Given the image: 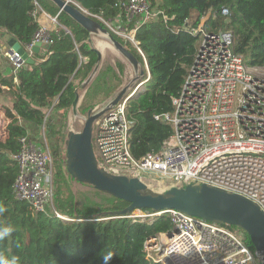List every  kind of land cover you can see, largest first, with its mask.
<instances>
[{
	"label": "trees",
	"instance_id": "16d2710c",
	"mask_svg": "<svg viewBox=\"0 0 264 264\" xmlns=\"http://www.w3.org/2000/svg\"><path fill=\"white\" fill-rule=\"evenodd\" d=\"M34 1L0 0V31L22 46L31 43L38 29L33 18ZM36 1L54 16L60 12L50 0ZM73 1L91 14L102 15L105 19L118 17L124 21L115 7L117 0ZM149 2L155 11H164L169 20L165 21L159 15L137 31L150 79L128 103V115L135 122L130 144L136 159L160 151L172 134L171 126L157 121L155 116L173 112V98L179 94L194 64L198 38L188 24L198 27L207 18L204 23L209 31L233 30L235 50L245 56L250 66L264 67V0ZM222 9H227L229 15L224 16ZM59 21L71 34L55 41L44 54L35 55L33 65L21 68L16 75L12 72L4 74L0 65V96L8 89L12 97L11 108L4 106L9 120L7 134L0 139V208L3 209L0 211V232L10 230L8 235L0 237V261L11 262L16 257L18 264H103L104 255L112 252L110 264H149L145 243L151 237L172 231L169 215L156 217L153 221L115 217L113 212L123 210L129 204L109 195L105 205L87 206L82 211L76 207L69 182L75 180L66 172L65 133L77 89L95 67L97 53L87 43L89 33L84 28L63 12ZM113 36L123 43L118 36ZM77 47L88 62L81 61ZM127 47L144 66L138 51L131 45ZM118 67L122 74V65L118 64ZM120 84L116 70L106 67L89 86L79 111L86 115L108 100ZM43 126L52 142L56 166L55 208L62 216L80 220L78 222L60 220L52 210L35 212L30 204L15 196L13 187L19 168L14 157L21 151L20 138L36 139L33 129ZM37 143L41 145L43 140L39 139ZM246 238L253 247L247 234Z\"/></svg>",
	"mask_w": 264,
	"mask_h": 264
},
{
	"label": "built area",
	"instance_id": "2783aa9c",
	"mask_svg": "<svg viewBox=\"0 0 264 264\" xmlns=\"http://www.w3.org/2000/svg\"><path fill=\"white\" fill-rule=\"evenodd\" d=\"M34 4L33 17L38 29L31 43L24 46L30 57L37 43L51 46L70 34L59 21L61 12L54 16L36 0ZM115 7L124 21L88 14L112 34L132 43L147 64L137 31L159 15L165 21L169 17L164 11H155L149 0H117ZM221 13L229 15L227 9ZM206 20L198 27L188 24L198 38L194 64L179 94L173 98V112L155 116L172 128L163 148L141 159L132 154L130 135L135 122L128 115V103L140 91L143 85L140 83L95 121L93 146L98 164L112 175L143 182L155 177L171 183V187L207 184L244 196L264 211V67L250 66L245 56L235 50L233 30L209 31ZM129 25L132 27L128 28ZM7 58L14 75L26 64L16 51L7 54ZM145 67L148 81V66ZM0 127H7L4 121H0ZM6 134L5 129L2 138ZM38 140L29 136L20 138L21 151L14 157L19 168L13 187L16 198L30 204L35 212L52 210L60 220L80 221L57 212L52 152L46 140L41 145ZM163 215H169L173 235L163 233L147 240L145 252L149 264H261L241 229L198 221L175 210H137L123 218L153 221Z\"/></svg>",
	"mask_w": 264,
	"mask_h": 264
},
{
	"label": "water",
	"instance_id": "95a60500",
	"mask_svg": "<svg viewBox=\"0 0 264 264\" xmlns=\"http://www.w3.org/2000/svg\"><path fill=\"white\" fill-rule=\"evenodd\" d=\"M59 10L67 14L77 24L89 33L108 40L112 46L132 67L133 76L127 85L113 94L109 100L97 109L89 110L86 116L79 114L78 108L81 96L76 92L72 105L74 117L83 120L82 131L71 129L65 141L66 172L76 182L92 186L98 192L123 200L129 205L123 210L113 212L115 217H127L137 210H152L162 212L175 210L194 217L198 221H207L218 225L237 227L244 231L256 252L261 264H264V211L253 201L244 196L229 193L221 188L207 184H189L183 187H171L164 192H155L138 178L115 176L99 167L93 146V126L105 112L114 108L138 84L147 82L142 62L129 48L117 40L100 22L94 20L82 7L72 0H50ZM4 33L0 32V48L3 52L12 54L14 51L26 60L24 68L33 65L35 60L26 53L23 46L14 38L8 45L3 42ZM49 48L50 46H46ZM42 45L37 43L32 51L38 55ZM97 53L95 67L89 77L82 83L85 89L100 70L102 54ZM105 215V214H104ZM173 235L172 232L169 234Z\"/></svg>",
	"mask_w": 264,
	"mask_h": 264
},
{
	"label": "crops",
	"instance_id": "0c3cea01",
	"mask_svg": "<svg viewBox=\"0 0 264 264\" xmlns=\"http://www.w3.org/2000/svg\"><path fill=\"white\" fill-rule=\"evenodd\" d=\"M73 1V0H72ZM75 2V1H74ZM77 5H79L80 7H82L80 4H78L77 2H75ZM83 8V7H82ZM84 9V8H83ZM87 13H89L86 9H84ZM59 14V13H58ZM91 14V13H90ZM56 16V15H55ZM102 16V15H101ZM103 17V16H102ZM34 18V17H33ZM94 19V18H93ZM35 20V19H34ZM95 20V19H94ZM97 21V20H96ZM36 22V21H35ZM104 26V25H103ZM105 27V26H104ZM66 28V27H65ZM106 28V27H105ZM67 29V28H66ZM68 30V29H67ZM0 32H3L5 35L3 37V42L6 45H8L9 41L12 39V37L10 35H8L6 32L4 31H0ZM70 32V31H69ZM71 34V32H70ZM114 35V34H112ZM90 39H91V43L90 42H87L89 45H90V48L93 50V49H97V51H99L101 54H102V60H101V63H100V70L98 72V74L105 70L106 67L108 66H111L113 67L116 72L119 74V78L121 79V84L119 87H117V90L114 92V94L116 92H118L124 85H127L129 82H130V79L132 78L133 76V69L131 67V65L116 51V50H113V48L108 44V42H106L105 40H102L101 38L97 37V36H94V35H91L90 36ZM121 39V38H120ZM123 40V39H121ZM140 43V42H139ZM123 44H125L126 46L127 45H131L133 46V48L135 50H137L134 45L130 42H126L123 40ZM141 46V45H140ZM24 48V46H23ZM47 50V47H42L40 53H45V51ZM142 50V49H141ZM39 53V54H40ZM7 54L6 52H3V50L0 48V65L2 66V71L4 74H10L12 72V74H14L13 72V67L9 61V59L7 58ZM122 57V58H121ZM33 59H35V54L33 53V56H32ZM146 58V57H145ZM86 59V60H85ZM143 59V58H142ZM26 61V60H25ZM82 61V59H81ZM144 61V59H143ZM82 62H88V59L87 58H84V61ZM118 63L120 65H122V68H123V72L122 74L119 67H118ZM146 63H147V60H146ZM143 64V63H142ZM144 64H145V61H144ZM148 66V63L144 65V69H145V74H147V71H146V68L145 66ZM94 69V68H93ZM148 74H149V79H150V71H149V67H148ZM93 71V70H92ZM97 74V75H98ZM148 79V80H149ZM146 80V79H145ZM92 83V82H91ZM91 83L85 88V90H81V85L80 87L77 89L79 91V94L81 96V99H80V103H79V107L80 105L82 104V100L84 98V96L86 95L87 91H88V88L89 86L91 85ZM145 86V85H144ZM144 86H140L139 90L142 91L144 89ZM135 89V88H134ZM133 89V90H134ZM132 90V91H133ZM130 93V92H129ZM139 91L136 93L138 94ZM11 94L10 92L6 91V93L2 96H0V112H2V107L6 106V105H9L10 102H11ZM109 100V99H108ZM107 101V100H106ZM58 101L56 100V103ZM105 102V101H104ZM103 102V103H104ZM101 105V104H100ZM98 105V106H100ZM97 106V107H98ZM78 112H79V108H78ZM40 139V138H39Z\"/></svg>",
	"mask_w": 264,
	"mask_h": 264
},
{
	"label": "rangeland",
	"instance_id": "374dc122",
	"mask_svg": "<svg viewBox=\"0 0 264 264\" xmlns=\"http://www.w3.org/2000/svg\"><path fill=\"white\" fill-rule=\"evenodd\" d=\"M101 39L108 42V44L112 48H114L108 40H106L104 38H101ZM113 50H115V49H113ZM97 76L98 75H96V77L92 80V82H94V80L97 78ZM83 90H85V89H83ZM10 99L12 100V97ZM55 104H56V102H55ZM11 106H12V104L10 102L8 107L11 108ZM98 107H96L95 109H97ZM95 109H93V110H95ZM2 110L3 111L0 112V121H4L5 125L8 126L9 120H7V117H6L5 107ZM79 114L83 115L80 111H79ZM86 115H83V116H86ZM47 123H48V120L45 122L44 125H47ZM83 126H84L83 120L81 118L76 119L74 117V115L72 114V109H71V111L68 115V126H67V130L65 133L66 134L65 141H66L67 135L71 129H73L75 131H82ZM5 129H6L5 127H2L0 129V139H4V138H2L4 136H1V133H3L5 131ZM33 131H34V135L37 137V139L40 138L41 140L47 141L48 146L50 147V150L52 151V146H51L52 142L47 138L45 127L43 126L41 129L34 128ZM6 132H7V129H6ZM55 173H56V166L54 163V179H55ZM69 182H70V186H71L70 187L71 192L75 196L76 207H77V209H79L81 211L83 209H85L87 206H92L95 204L96 205H105L108 202V200L110 199V197L108 195L103 194L101 192H98L92 186H89L86 184H81V183H78L76 181H69ZM144 182L150 187V189H152L155 192H164L165 190H167L171 187L170 186L171 183L161 182V180H159L155 177H149ZM233 229L237 230L236 228H233ZM247 243H248V240H247ZM248 246H249V244H248ZM249 247L252 251H255L253 249V247H251V246H249Z\"/></svg>",
	"mask_w": 264,
	"mask_h": 264
},
{
	"label": "clouds",
	"instance_id": "9594fccd",
	"mask_svg": "<svg viewBox=\"0 0 264 264\" xmlns=\"http://www.w3.org/2000/svg\"><path fill=\"white\" fill-rule=\"evenodd\" d=\"M0 211H3L2 208H0ZM9 229H4L2 232H0V237L6 236L9 234ZM114 253L108 252L103 257V264H110V261L113 258ZM0 264H18V259L16 257H13L11 262L8 261H0Z\"/></svg>",
	"mask_w": 264,
	"mask_h": 264
}]
</instances>
